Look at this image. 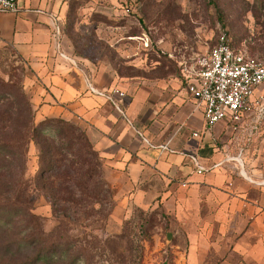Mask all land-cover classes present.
<instances>
[{
  "label": "rangeland",
  "instance_id": "1",
  "mask_svg": "<svg viewBox=\"0 0 264 264\" xmlns=\"http://www.w3.org/2000/svg\"><path fill=\"white\" fill-rule=\"evenodd\" d=\"M46 2L57 5L54 17L63 20L62 49L99 85L125 92L122 108L128 119L151 128L154 143L180 125L178 113L191 101L184 91L182 68L211 49L219 35L226 33L238 50L264 62V0ZM41 3L38 7L45 8V0ZM4 16L0 14V264H44L32 260L45 254L46 238L61 244L54 264H115L112 251L126 255V241L106 239L121 233L136 208L154 211L159 206L165 214L157 215L153 243H144V264H224L211 251L202 255L207 251L203 242L197 251L191 247L161 196L147 206L132 201L134 191L122 182L121 169L104 151L107 140L91 125L88 114L71 113L66 119L86 132L101 157L99 170L89 177L84 172L89 164L73 165L79 148L74 144L73 150H64L69 158L51 180L56 195L45 191V174L39 175L40 148L29 131L32 121L37 124L47 116L36 96L43 91L42 83L11 40V23ZM27 100L34 110L31 116L24 113ZM47 133L56 136L53 129ZM240 137L244 149L255 143V137ZM248 156H260L264 162V153L251 151ZM61 219L69 221L67 226L59 227ZM83 248L86 254L73 262ZM225 256V264H239L234 256Z\"/></svg>",
  "mask_w": 264,
  "mask_h": 264
},
{
  "label": "crops",
  "instance_id": "2",
  "mask_svg": "<svg viewBox=\"0 0 264 264\" xmlns=\"http://www.w3.org/2000/svg\"><path fill=\"white\" fill-rule=\"evenodd\" d=\"M40 5L41 0H22L19 11L5 13L3 20L11 23V40L41 79L43 91L36 96L45 117L89 115L91 125L107 140L104 151L121 169L122 182L134 191L132 201L147 206L161 196L195 251L203 242L207 251L202 255L211 251L220 263H229L225 255H232L239 264H264V185L257 183L264 180V162L260 156H248L251 151L264 153V124L254 145L244 149L241 167L233 158L242 147V134L224 121L208 127L203 107L184 89L193 103L186 102L179 111L180 125L154 143L151 128L143 129L126 112L117 113L109 101L87 92L86 78L100 88L113 85H99L73 58L58 53L51 24L57 5L46 0L45 8ZM146 140L154 145L170 141L177 152L161 153ZM184 153L199 155L212 169L196 173ZM242 169L256 182L243 176Z\"/></svg>",
  "mask_w": 264,
  "mask_h": 264
},
{
  "label": "built area",
  "instance_id": "3",
  "mask_svg": "<svg viewBox=\"0 0 264 264\" xmlns=\"http://www.w3.org/2000/svg\"><path fill=\"white\" fill-rule=\"evenodd\" d=\"M21 1L0 0V14L18 12ZM51 24L58 53L70 60L71 57L61 47V27L58 19L53 17ZM182 75L185 82L184 89L197 101L198 107H203V115L208 127L224 121L235 132L248 135V140L262 132L264 62L233 47L226 33L219 35L217 43L211 49L199 55L192 63L185 64ZM85 83L90 94L106 99L119 113L125 115L119 103L125 96L124 91L117 86L100 88L89 78H86ZM146 143L158 148L161 153L177 152L171 147L170 141L160 145H154L148 140ZM243 153L244 147H241L238 155L232 157L241 167L244 165ZM184 155L192 161L196 173L205 174L212 169L202 163L199 155L193 153H184ZM241 173L250 181L256 182L248 177L243 169ZM257 183L264 185V180Z\"/></svg>",
  "mask_w": 264,
  "mask_h": 264
},
{
  "label": "trees",
  "instance_id": "4",
  "mask_svg": "<svg viewBox=\"0 0 264 264\" xmlns=\"http://www.w3.org/2000/svg\"><path fill=\"white\" fill-rule=\"evenodd\" d=\"M59 25L62 27L61 30H63L64 33L63 20L59 21ZM232 45L235 47L233 42ZM80 68L83 69L82 67ZM24 110L26 115L31 116L34 114L32 104L29 100L26 101ZM49 129L56 131L55 137L47 133ZM29 131L31 137L40 148L39 165L41 171L39 175L42 177L45 174V191L52 192L53 197L57 192L53 189V182H51V180L53 177L60 175L59 172L62 169V162L64 163L66 159L69 158L68 154L64 151L65 149H72L74 144H79L78 156L71 161L73 165L76 164V162L89 164L92 168L88 167L84 170L89 177L93 172L99 170L97 167H99L101 163V157L95 150L86 132L72 121L64 119L63 117H45L37 124L35 121H32V124L29 125ZM56 204L57 202L53 204L54 207H56ZM159 212L163 215L165 214L162 206H159V208L154 211H146L140 207L136 208L132 216L123 222L121 233L106 239L108 243L119 242L120 240L126 241V255H122L115 249L112 251L115 264H144V243H153L152 229L156 223ZM171 218L174 221V217L171 216ZM68 223V220L64 221V219H61L59 227L63 225L67 226ZM60 245V241H52V239L46 238L45 254L37 255L32 261L35 263L43 262L44 264H54L55 255L57 249H60ZM84 254H86L85 248L79 252L73 262L77 263ZM125 256L127 258L126 260H124ZM87 258L89 259L88 255Z\"/></svg>",
  "mask_w": 264,
  "mask_h": 264
},
{
  "label": "water",
  "instance_id": "5",
  "mask_svg": "<svg viewBox=\"0 0 264 264\" xmlns=\"http://www.w3.org/2000/svg\"><path fill=\"white\" fill-rule=\"evenodd\" d=\"M172 236H173V235H172V233H171V232H169V233L167 234V238H168V239H171V238H172Z\"/></svg>",
  "mask_w": 264,
  "mask_h": 264
}]
</instances>
